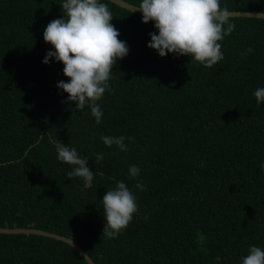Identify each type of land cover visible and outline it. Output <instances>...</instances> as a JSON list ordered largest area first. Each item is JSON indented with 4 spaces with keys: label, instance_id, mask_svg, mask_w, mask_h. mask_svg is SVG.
I'll return each instance as SVG.
<instances>
[{
    "label": "trees",
    "instance_id": "16d2710c",
    "mask_svg": "<svg viewBox=\"0 0 264 264\" xmlns=\"http://www.w3.org/2000/svg\"><path fill=\"white\" fill-rule=\"evenodd\" d=\"M100 2L128 54L97 102V124L87 105L77 110L57 88L69 79L64 65L42 62L54 51L44 29L62 17L63 0H0V226L68 236L95 264H242L251 246L264 249V103L254 97L264 88V18L232 16L224 59L205 68L189 56L160 57L147 47L154 22ZM220 5L264 12V0ZM102 136L133 139L122 152ZM53 139L88 158L90 187L68 178L72 166L57 159ZM131 165L140 169L135 179ZM120 181L138 212L110 239L102 198ZM0 264L87 263L65 241L0 232Z\"/></svg>",
    "mask_w": 264,
    "mask_h": 264
},
{
    "label": "clouds",
    "instance_id": "9594fccd",
    "mask_svg": "<svg viewBox=\"0 0 264 264\" xmlns=\"http://www.w3.org/2000/svg\"><path fill=\"white\" fill-rule=\"evenodd\" d=\"M61 8L62 17L49 22L44 29L43 39L54 51L47 52L42 62L47 64L54 58L64 65L63 75L69 79L68 82L59 81L57 88L68 94V101L74 102L77 110L82 111L87 105L99 124L103 113L97 102L106 90H111L109 81L113 66L118 59L127 56L128 47L118 39L120 33L111 23L113 14L107 4L100 0H63ZM137 10L142 13L143 23L152 21L158 30V34L149 33L147 47L157 51L160 57L169 53L189 56L205 68H212L224 59L220 42L236 27L231 22V12L221 7L220 0H142ZM141 43L145 49L144 40ZM252 51L251 48L247 50L248 53ZM254 97L258 105L264 103V88H257ZM126 139L133 138L101 137L105 146L115 145L122 152L128 151ZM52 143L57 159L72 166L68 178H82L84 186L90 187L95 174L87 166L88 158H81L75 148L59 140L53 139ZM103 158V154H97L94 162L99 163ZM128 171L130 178L135 179L140 169L131 165ZM136 187L146 190L140 182ZM102 202L103 236L116 238L138 212L136 196L120 181L113 190H107ZM200 240H204L202 235ZM247 252L241 258L242 264H264V249L251 246Z\"/></svg>",
    "mask_w": 264,
    "mask_h": 264
},
{
    "label": "water",
    "instance_id": "95a60500",
    "mask_svg": "<svg viewBox=\"0 0 264 264\" xmlns=\"http://www.w3.org/2000/svg\"><path fill=\"white\" fill-rule=\"evenodd\" d=\"M115 5L128 10L132 12H138L141 13L139 10H137L138 5H135L131 2H128L126 0H108ZM231 12L232 16H254V17H261L264 18V12L258 11V10H229ZM0 232H6V233H16V232H25V233H36L44 236H50L55 239H59L62 241H65L69 243L80 255L81 257L85 260L87 264H95L91 258L86 254V252L70 237H67L62 234H58L52 231L40 229V228H35V227H20V226H12V227H7V226H0Z\"/></svg>",
    "mask_w": 264,
    "mask_h": 264
},
{
    "label": "bare ground",
    "instance_id": "6f19581e",
    "mask_svg": "<svg viewBox=\"0 0 264 264\" xmlns=\"http://www.w3.org/2000/svg\"><path fill=\"white\" fill-rule=\"evenodd\" d=\"M229 157V156H228Z\"/></svg>",
    "mask_w": 264,
    "mask_h": 264
}]
</instances>
